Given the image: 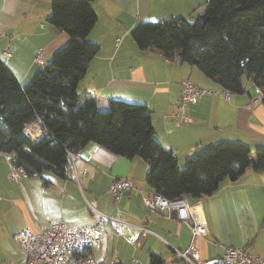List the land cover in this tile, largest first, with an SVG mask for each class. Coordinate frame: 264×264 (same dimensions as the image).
I'll use <instances>...</instances> for the list:
<instances>
[{"label": "crops", "instance_id": "obj_1", "mask_svg": "<svg viewBox=\"0 0 264 264\" xmlns=\"http://www.w3.org/2000/svg\"><path fill=\"white\" fill-rule=\"evenodd\" d=\"M206 1L90 2L97 20L87 39L97 42L100 49L90 60L78 92H94L92 96L100 109H105L110 98L145 104L151 112L156 140L172 151L179 166L184 165L187 157L220 141L242 142L251 150L264 146V100L252 102L256 96L253 79L243 77L242 93H229L228 98L207 93L196 104L186 105L183 111L191 120L178 125L176 106L183 79H190L203 89H223L196 66L177 57L166 59L155 49H140L131 36L140 22L180 16L193 21L204 11ZM50 2L0 0V60L21 84L45 65L36 63L38 54L46 63L69 39L47 21ZM146 170L147 164L140 157L118 156L89 142L76 152L64 177L49 169L39 175L19 172L21 178L17 182L9 177V164L0 152V264L27 261V255L13 238L16 231L28 227L37 232L45 229L48 221L58 219L67 227L90 225L96 219L90 205L124 221L121 225L104 222L94 232L99 243L92 244L84 253L98 264H149L150 253L159 254L165 264H184L174 250L190 245L191 230L177 218L176 211L159 213L146 207ZM116 178L132 183L118 201L108 194L109 184ZM258 186L264 188V182H221L210 196L184 197L190 205H196L206 224V236L193 241L200 259L221 256L224 247H235L222 233V220L227 213L237 214L238 203L246 211L247 195ZM253 255L264 258V252Z\"/></svg>", "mask_w": 264, "mask_h": 264}, {"label": "trees", "instance_id": "obj_2", "mask_svg": "<svg viewBox=\"0 0 264 264\" xmlns=\"http://www.w3.org/2000/svg\"><path fill=\"white\" fill-rule=\"evenodd\" d=\"M91 1L51 0L47 21L69 39L25 84L0 60V152L9 153L15 167L64 177L67 154L94 142L118 156L142 158L148 195L168 199L210 196L224 177L235 181L248 168L264 172V146L251 150L237 141L209 145L179 166L156 140L145 104L110 98L100 109L92 94H80L78 84L100 49L87 39L97 20ZM131 36L140 49L196 66L228 93H242L243 77L251 78L264 100V0H207L193 21L140 22ZM33 122L40 126L36 140L25 132ZM149 264L165 262L150 253Z\"/></svg>", "mask_w": 264, "mask_h": 264}, {"label": "built area", "instance_id": "obj_3", "mask_svg": "<svg viewBox=\"0 0 264 264\" xmlns=\"http://www.w3.org/2000/svg\"><path fill=\"white\" fill-rule=\"evenodd\" d=\"M7 55V54H6ZM36 63L44 65L45 62L38 54ZM181 91L179 103L176 106L178 125L189 122L191 118L183 111L186 105H194L204 94H222L228 98V92L207 90L197 86L190 79H183L180 82ZM94 94V92H91ZM263 99V91L256 87V96L252 102ZM38 122H33L25 127L26 134L32 139L41 136ZM5 160L9 164V177L15 181H20L19 172L25 173L23 168L15 167L11 162V155L3 153ZM76 152L68 153V166L73 164ZM132 187L130 180L126 178L113 179L108 187V194L113 200L118 201ZM147 208L152 211L167 212L176 211L177 218L187 224L191 230L192 241L185 249H175L174 252L184 264H264V258L253 255L244 248L227 246L223 248L221 256L200 259L199 249L193 242L198 237H205L207 234L206 224L197 211L196 205H190L185 198L168 199L160 194H151L143 198ZM96 214L95 221L90 225H77L67 227L62 219L50 220L45 229L33 231L28 227L16 231L14 240L27 255L24 264H98L92 257L85 255L84 251L92 244H98V238L94 232L100 229L104 222H111L115 225L124 223L119 216H108L98 211L90 205ZM4 264H19L12 261Z\"/></svg>", "mask_w": 264, "mask_h": 264}, {"label": "rangeland", "instance_id": "obj_4", "mask_svg": "<svg viewBox=\"0 0 264 264\" xmlns=\"http://www.w3.org/2000/svg\"><path fill=\"white\" fill-rule=\"evenodd\" d=\"M221 182H264V173L248 169L236 181L225 177ZM247 198L246 211L243 210V205L238 203L236 215L226 214V218L222 220V233L230 243L233 241L235 247L244 248L251 254H258L264 252V188L252 187Z\"/></svg>", "mask_w": 264, "mask_h": 264}, {"label": "water", "instance_id": "obj_5", "mask_svg": "<svg viewBox=\"0 0 264 264\" xmlns=\"http://www.w3.org/2000/svg\"><path fill=\"white\" fill-rule=\"evenodd\" d=\"M0 125H3L2 122H0Z\"/></svg>", "mask_w": 264, "mask_h": 264}]
</instances>
